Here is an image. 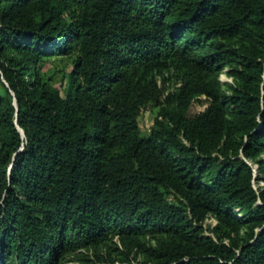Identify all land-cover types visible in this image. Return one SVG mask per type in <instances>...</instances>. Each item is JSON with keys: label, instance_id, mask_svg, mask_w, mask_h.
Wrapping results in <instances>:
<instances>
[{"label": "trees", "instance_id": "trees-1", "mask_svg": "<svg viewBox=\"0 0 264 264\" xmlns=\"http://www.w3.org/2000/svg\"><path fill=\"white\" fill-rule=\"evenodd\" d=\"M70 256L264 264V0H0V264Z\"/></svg>", "mask_w": 264, "mask_h": 264}, {"label": "rangeland", "instance_id": "rangeland-1", "mask_svg": "<svg viewBox=\"0 0 264 264\" xmlns=\"http://www.w3.org/2000/svg\"><path fill=\"white\" fill-rule=\"evenodd\" d=\"M51 69V73H55V87L62 90V76L64 74L70 73L72 69L71 59L69 58H53L50 60L49 64L46 66V70ZM220 80L223 83L225 87L227 85H233L234 80L228 75V70H224L221 73ZM156 116V109L154 107H148L146 110H144L141 114L140 123L144 131L150 130L151 126L154 123V118ZM262 183L257 184L256 186H261ZM216 225V220L213 218H210L206 221L205 227L213 228ZM116 244H110L109 248H101L99 249V252H102L104 254H107L108 252L111 253L113 258H121L120 253L123 250L122 245L119 244L117 241ZM156 240H152V244H155ZM119 248V249H117ZM145 260L143 256L138 257V263L136 264H143L142 262ZM63 264H79L78 261H75L73 256H70L67 258V260Z\"/></svg>", "mask_w": 264, "mask_h": 264}, {"label": "water", "instance_id": "water-1", "mask_svg": "<svg viewBox=\"0 0 264 264\" xmlns=\"http://www.w3.org/2000/svg\"><path fill=\"white\" fill-rule=\"evenodd\" d=\"M23 135H24V133H23Z\"/></svg>", "mask_w": 264, "mask_h": 264}]
</instances>
